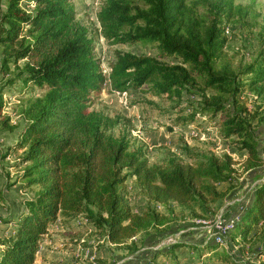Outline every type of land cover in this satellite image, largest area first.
<instances>
[{"label": "trees", "instance_id": "trees-1", "mask_svg": "<svg viewBox=\"0 0 264 264\" xmlns=\"http://www.w3.org/2000/svg\"><path fill=\"white\" fill-rule=\"evenodd\" d=\"M233 8L230 0H104L95 17L105 40L153 41L157 50L151 55L116 49L105 73L93 53L92 38L75 17L73 0H0V70L4 73L10 62L22 60L7 82L16 79L42 89L23 107L25 120L7 147L22 150L18 176L37 189L13 217L0 216L12 226L0 241V264H33L42 235L59 216L84 212L114 244L133 242L138 232L163 224L168 219L163 212L130 209L126 179L149 201H173L205 212L225 195L216 184L236 180L235 160L227 153H192L190 161L169 155L148 162L145 146L131 145L128 119L92 107L106 80L108 91H126L148 81L151 92L174 96L190 86L213 88L172 122L182 125L193 122L196 114L213 117L228 108L221 129L226 137L236 136L234 142L245 150L243 170L261 164L253 111L238 94L252 88L264 106V47L248 62L231 60L223 23L233 16ZM169 55L179 60L162 59ZM253 191L229 234L259 242L257 264H264V175ZM178 245L210 247L208 257L235 264L227 250L217 249L218 243L181 241L158 252L175 259ZM198 262L205 264L204 259ZM138 264L156 263L142 259Z\"/></svg>", "mask_w": 264, "mask_h": 264}, {"label": "rangeland", "instance_id": "rangeland-1", "mask_svg": "<svg viewBox=\"0 0 264 264\" xmlns=\"http://www.w3.org/2000/svg\"><path fill=\"white\" fill-rule=\"evenodd\" d=\"M103 1L73 0L75 17L92 38L93 53L102 70L107 73L116 49L155 55L157 50L153 41L109 43L102 37L95 12ZM230 1L234 4L233 16L223 23L225 51L235 62H248L264 47V0ZM1 6L4 7V1ZM22 6L30 8L26 4ZM162 59L168 62L179 60L174 55ZM21 63L22 60L10 62L4 73L0 70V216L5 217H13L23 207L22 200L33 198L37 189L35 184L25 185L18 176L24 163L19 161L22 150L7 148L16 140L19 127L25 120L23 107L42 91L34 85L23 86L16 79L7 82ZM148 87L147 81L126 91H108L106 80L101 90L93 94L92 107L109 114L119 113L128 119L125 124L131 145L145 146L148 162H159L169 155L190 161L192 153H227L235 160L236 180L216 184L217 188L225 189V195L211 204L209 212H205L173 201L166 204L149 201L131 179H126L125 196L130 209L140 211L151 208L163 212L168 216L163 224L138 232L132 238L133 242L127 240L114 244L105 239L101 229L89 223L84 212L59 216L42 235L33 264H138L142 259H152L156 264H200V259H204L205 264H225L208 257L210 247L196 250L178 245L174 248L175 259L158 252L171 243L181 241L204 246L218 243L217 249L227 250L235 264H257L259 258L255 251L260 249L259 242L233 239L229 231L235 227L246 205L251 203L254 187L264 175L263 97L249 87L238 94L239 100L253 111L257 147L262 156L260 165L243 170L245 150L234 142L236 136L226 137L221 129L228 108L213 117L196 114L193 122L182 125L172 122L175 115L188 113L190 103L194 106L193 101H197L200 94L214 92L213 88L190 86L179 96H174L155 94ZM1 117L7 118L3 121ZM112 132L116 133V128ZM11 227L10 222L0 220V241L12 232Z\"/></svg>", "mask_w": 264, "mask_h": 264}]
</instances>
